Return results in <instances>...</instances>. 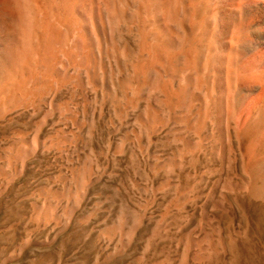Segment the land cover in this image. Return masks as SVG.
<instances>
[{
    "label": "rangeland",
    "instance_id": "1",
    "mask_svg": "<svg viewBox=\"0 0 264 264\" xmlns=\"http://www.w3.org/2000/svg\"><path fill=\"white\" fill-rule=\"evenodd\" d=\"M82 79L0 115V264H264L234 133L219 154L213 126L142 125L156 98L118 109Z\"/></svg>",
    "mask_w": 264,
    "mask_h": 264
},
{
    "label": "bare ground",
    "instance_id": "2",
    "mask_svg": "<svg viewBox=\"0 0 264 264\" xmlns=\"http://www.w3.org/2000/svg\"><path fill=\"white\" fill-rule=\"evenodd\" d=\"M83 75L118 109L156 98L142 125L213 126L219 154L233 132L264 203V0H0V115Z\"/></svg>",
    "mask_w": 264,
    "mask_h": 264
}]
</instances>
